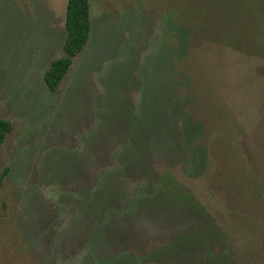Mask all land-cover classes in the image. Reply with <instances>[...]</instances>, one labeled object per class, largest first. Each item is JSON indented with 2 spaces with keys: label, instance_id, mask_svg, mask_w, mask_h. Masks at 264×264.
I'll use <instances>...</instances> for the list:
<instances>
[{
  "label": "rangeland",
  "instance_id": "1",
  "mask_svg": "<svg viewBox=\"0 0 264 264\" xmlns=\"http://www.w3.org/2000/svg\"><path fill=\"white\" fill-rule=\"evenodd\" d=\"M66 3L0 0V264H264V57L212 42L249 1L89 0L52 93Z\"/></svg>",
  "mask_w": 264,
  "mask_h": 264
},
{
  "label": "trees",
  "instance_id": "2",
  "mask_svg": "<svg viewBox=\"0 0 264 264\" xmlns=\"http://www.w3.org/2000/svg\"><path fill=\"white\" fill-rule=\"evenodd\" d=\"M250 7L244 10L241 14L243 18L246 19V23L250 24L249 29H251V34L247 36L236 34L237 31L232 33L233 40L228 42L217 40L212 41L213 43L222 45L228 44L233 46H238L241 52L247 53L248 55H255L264 57V0H248ZM90 3L89 0H67L66 10H65V21L64 26L66 30V35L64 42L62 44V54L54 58L46 68L43 79L46 87L52 93L58 90L61 80L67 74L73 59L82 51L89 39L90 32ZM187 34L190 31L184 29ZM248 31V30H247ZM191 35V34H190ZM237 49V48H235ZM190 123V122H186ZM197 125L184 126L185 134L188 136L189 128L192 133H195ZM12 130V123L0 117V145L3 143L6 135ZM192 134V136H193ZM191 136V138H192ZM190 138V137H189ZM195 162L198 166H205V156L203 149H196L194 151ZM197 160V161H196ZM8 172V168L5 167L2 175ZM167 173L162 175L160 181L158 192L165 193L171 191L172 185L164 183L165 178H168ZM180 192V193H179ZM172 191L174 195L183 196L187 201L182 200L184 205L190 202L189 196H185L181 191ZM191 203V202H190ZM192 204V203H191ZM194 205V204H192ZM196 208V204L194 205ZM186 208H189L187 204ZM199 208V207H198ZM197 211V210H196ZM199 213V210L195 212ZM215 228V226H213ZM219 233V230H218ZM187 238V237H184ZM182 238V240L184 239ZM221 256V253H212L206 256L205 259L215 258Z\"/></svg>",
  "mask_w": 264,
  "mask_h": 264
}]
</instances>
